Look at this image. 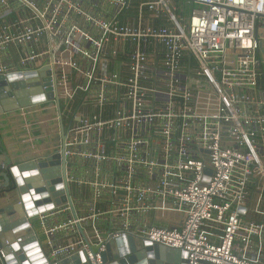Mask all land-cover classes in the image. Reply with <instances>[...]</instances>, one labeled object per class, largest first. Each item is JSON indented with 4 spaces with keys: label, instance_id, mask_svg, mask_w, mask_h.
<instances>
[{
    "label": "built area",
    "instance_id": "built-area-1",
    "mask_svg": "<svg viewBox=\"0 0 264 264\" xmlns=\"http://www.w3.org/2000/svg\"><path fill=\"white\" fill-rule=\"evenodd\" d=\"M0 75L60 96L76 216L28 217L51 264L123 235L264 264V0H0Z\"/></svg>",
    "mask_w": 264,
    "mask_h": 264
},
{
    "label": "water",
    "instance_id": "water-1",
    "mask_svg": "<svg viewBox=\"0 0 264 264\" xmlns=\"http://www.w3.org/2000/svg\"><path fill=\"white\" fill-rule=\"evenodd\" d=\"M29 74L28 76H32ZM0 75V119L15 116L17 110L53 99L58 116L61 156L55 154L35 162L24 156L16 161L7 159L3 141L0 140V193L11 194L4 207H0V249L5 264H51L43 249V240L28 217L53 210L67 204L75 218L74 205L65 179L64 126L60 96L56 89L44 90L41 86L23 89L24 83L8 82ZM8 83V84H7ZM11 164V166L9 165ZM9 165V167H8ZM61 170L60 173L58 170ZM61 175V176H60ZM81 237L87 242L82 227L77 226ZM44 238V237H43ZM105 264H185L186 254L178 249L165 247L123 235L107 241L103 253ZM53 264H89L83 252L61 258Z\"/></svg>",
    "mask_w": 264,
    "mask_h": 264
},
{
    "label": "crops",
    "instance_id": "crops-1",
    "mask_svg": "<svg viewBox=\"0 0 264 264\" xmlns=\"http://www.w3.org/2000/svg\"><path fill=\"white\" fill-rule=\"evenodd\" d=\"M14 115L0 119V140L3 141L6 158L10 161L24 156L33 158L35 154L41 153L42 147L51 143H42L43 138H52L53 141L57 139V136L50 135L57 126L53 119L55 112L47 105L33 104L17 110ZM10 195L5 191L0 193V207L6 205Z\"/></svg>",
    "mask_w": 264,
    "mask_h": 264
},
{
    "label": "rangeland",
    "instance_id": "rangeland-1",
    "mask_svg": "<svg viewBox=\"0 0 264 264\" xmlns=\"http://www.w3.org/2000/svg\"><path fill=\"white\" fill-rule=\"evenodd\" d=\"M52 141H53L52 138H49V139L48 138H43L41 140L42 143L52 142ZM176 219H178V216H176ZM32 222H33V226H34L36 232L41 236L40 239L43 240L44 238H43V235H42V228L37 224L36 221L35 222L32 221Z\"/></svg>",
    "mask_w": 264,
    "mask_h": 264
}]
</instances>
